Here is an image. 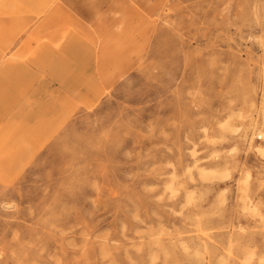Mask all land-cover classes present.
Listing matches in <instances>:
<instances>
[{
	"label": "rangeland",
	"instance_id": "rangeland-1",
	"mask_svg": "<svg viewBox=\"0 0 264 264\" xmlns=\"http://www.w3.org/2000/svg\"><path fill=\"white\" fill-rule=\"evenodd\" d=\"M74 1L106 88L2 84L0 264H264V0Z\"/></svg>",
	"mask_w": 264,
	"mask_h": 264
},
{
	"label": "crops",
	"instance_id": "crops-1",
	"mask_svg": "<svg viewBox=\"0 0 264 264\" xmlns=\"http://www.w3.org/2000/svg\"><path fill=\"white\" fill-rule=\"evenodd\" d=\"M5 2L6 0H0V3ZM65 2L69 6L68 9H63L62 33L74 36L66 40L59 39L61 36L59 18V27L56 23L45 27L44 22L37 26L33 25L34 19H41L50 12L52 7L49 6V2L45 4L43 0H24V14L20 17L23 21L20 25L13 23L12 17L0 18V30L14 27L25 34L22 39L15 38L18 39L17 41L10 38L8 43L0 42V51L16 50L23 55L21 58H24H19L15 52L14 56L9 55L0 60V89L2 84L3 88H6L4 84H10L9 91L19 90L18 92L22 93L19 97L26 102L34 93H38V90L43 93L45 88L56 89L57 96L61 98L64 95L60 93L62 91L66 93L75 82L82 83L88 93L97 86L100 89L106 88L101 81L98 51L94 50V46L85 35L93 30L96 33L103 28L106 31L112 26L113 10L105 7L97 9L96 5H89L88 11L82 12L74 0H65ZM57 10L60 11V8ZM52 18L50 14V19ZM7 22L9 26L5 25ZM34 39L36 42H33ZM56 41H61L58 50L54 48ZM99 77L101 85L98 83ZM40 86L42 89L39 88Z\"/></svg>",
	"mask_w": 264,
	"mask_h": 264
}]
</instances>
